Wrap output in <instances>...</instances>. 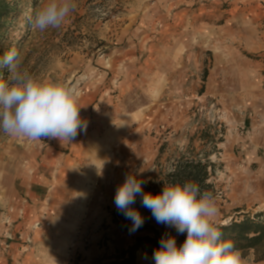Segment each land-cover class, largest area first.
I'll list each match as a JSON object with an SVG mask.
<instances>
[{
    "label": "rangeland",
    "instance_id": "1",
    "mask_svg": "<svg viewBox=\"0 0 264 264\" xmlns=\"http://www.w3.org/2000/svg\"><path fill=\"white\" fill-rule=\"evenodd\" d=\"M9 2L2 54L74 87L87 127L71 141L0 131V264L119 259L137 234L113 222L117 187L129 174L149 182L191 140L216 164L218 224L264 218V0H75L44 32L30 17L45 0ZM214 129L216 150L199 139ZM61 244L70 256L53 263ZM242 262L263 264L253 252Z\"/></svg>",
    "mask_w": 264,
    "mask_h": 264
},
{
    "label": "clouds",
    "instance_id": "2",
    "mask_svg": "<svg viewBox=\"0 0 264 264\" xmlns=\"http://www.w3.org/2000/svg\"><path fill=\"white\" fill-rule=\"evenodd\" d=\"M75 0H45L30 17L33 29L44 32L62 27L75 11ZM0 131L38 141L43 138L71 141L86 123L80 117L79 93L61 81L40 79L23 69L15 48L0 55ZM143 181L129 174L115 192L117 210L132 222L130 232L142 227L144 218L132 207L137 196L159 224L186 234L182 244L165 235L154 250L155 264H243L233 242L222 238L217 218L219 210L211 191L201 190L192 181L164 185L159 193L143 189Z\"/></svg>",
    "mask_w": 264,
    "mask_h": 264
},
{
    "label": "trees",
    "instance_id": "3",
    "mask_svg": "<svg viewBox=\"0 0 264 264\" xmlns=\"http://www.w3.org/2000/svg\"><path fill=\"white\" fill-rule=\"evenodd\" d=\"M18 9L9 0H0V55H2V43L9 33L11 23L16 19ZM3 70H0V77ZM215 132L202 131L199 139L204 144H213V149H217L218 143L223 141V134L219 136L218 129ZM191 140L188 150L169 165L158 172L149 182L143 183V189L152 193H159L164 185L183 183L192 181L197 183L201 190L211 191L216 194L215 185L212 182V175L215 174L216 164L211 160V152L199 151ZM142 197L137 196L132 207L137 208L144 218V223L136 233L132 245L124 250L120 258L109 264H138V255L143 253L151 260H154V250L159 247L160 239L165 235L176 237L177 243L182 244L186 234L177 233L173 227L159 224L153 218L149 209L141 204ZM113 222L119 225L123 231L130 232L132 222L124 217L117 209L112 212ZM222 232V238L233 242L235 248L245 257L251 252L254 253L255 262L264 263V218L262 214L251 216L250 214H240L230 221L218 224Z\"/></svg>",
    "mask_w": 264,
    "mask_h": 264
},
{
    "label": "crops",
    "instance_id": "4",
    "mask_svg": "<svg viewBox=\"0 0 264 264\" xmlns=\"http://www.w3.org/2000/svg\"><path fill=\"white\" fill-rule=\"evenodd\" d=\"M56 253L53 254V251H51L50 256L52 257V262L53 263H60V262H64L65 260L68 259V257L70 256V251L67 253L65 250V245L61 244L59 245V247L55 250ZM16 256L19 257L20 256V251L17 250L16 252ZM155 264L154 260H151L149 257H147L146 255H144L143 253L139 254V261L138 264ZM263 263V262H261ZM264 264V263H263Z\"/></svg>",
    "mask_w": 264,
    "mask_h": 264
}]
</instances>
